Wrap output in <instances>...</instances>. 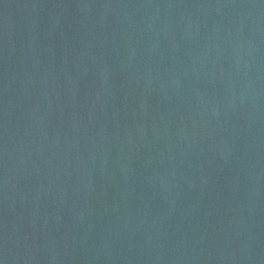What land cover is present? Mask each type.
I'll list each match as a JSON object with an SVG mask.
<instances>
[{"label":"water","instance_id":"water-1","mask_svg":"<svg viewBox=\"0 0 264 264\" xmlns=\"http://www.w3.org/2000/svg\"><path fill=\"white\" fill-rule=\"evenodd\" d=\"M0 264H264V0H0Z\"/></svg>","mask_w":264,"mask_h":264}]
</instances>
